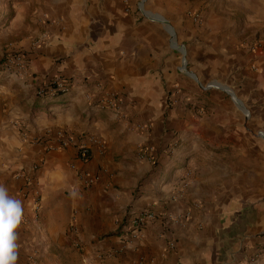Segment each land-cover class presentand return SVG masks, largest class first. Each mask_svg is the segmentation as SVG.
<instances>
[{
    "label": "crops",
    "instance_id": "obj_1",
    "mask_svg": "<svg viewBox=\"0 0 264 264\" xmlns=\"http://www.w3.org/2000/svg\"><path fill=\"white\" fill-rule=\"evenodd\" d=\"M263 31L264 0H0L17 264H264Z\"/></svg>",
    "mask_w": 264,
    "mask_h": 264
},
{
    "label": "clouds",
    "instance_id": "obj_2",
    "mask_svg": "<svg viewBox=\"0 0 264 264\" xmlns=\"http://www.w3.org/2000/svg\"><path fill=\"white\" fill-rule=\"evenodd\" d=\"M23 215L22 202L11 197L7 188L0 185V264H17V229Z\"/></svg>",
    "mask_w": 264,
    "mask_h": 264
},
{
    "label": "built area",
    "instance_id": "obj_3",
    "mask_svg": "<svg viewBox=\"0 0 264 264\" xmlns=\"http://www.w3.org/2000/svg\"><path fill=\"white\" fill-rule=\"evenodd\" d=\"M14 63H16L18 65V67H21V68H24L25 67V58L24 56L21 54L17 55L14 59ZM53 84H57V88L54 90L52 89V96L56 95L57 91H65L67 92L68 91V87L59 82L58 80L54 81L52 83ZM44 91L42 90L41 94H44L43 93ZM80 158L83 159V160H87L89 158V150L85 147H83L81 149V152H80ZM145 223V217L143 216H137L135 217V219L133 220V226L135 227V230L134 232L135 233H138L137 229H140V227Z\"/></svg>",
    "mask_w": 264,
    "mask_h": 264
},
{
    "label": "trees",
    "instance_id": "obj_4",
    "mask_svg": "<svg viewBox=\"0 0 264 264\" xmlns=\"http://www.w3.org/2000/svg\"><path fill=\"white\" fill-rule=\"evenodd\" d=\"M57 88V84H53L52 85V89H56ZM64 93H66L65 91H57V93H56V95H61V94H64Z\"/></svg>",
    "mask_w": 264,
    "mask_h": 264
},
{
    "label": "rangeland",
    "instance_id": "obj_5",
    "mask_svg": "<svg viewBox=\"0 0 264 264\" xmlns=\"http://www.w3.org/2000/svg\"><path fill=\"white\" fill-rule=\"evenodd\" d=\"M189 15H190V13H189ZM261 34H263V36H264V31L259 33V35H261Z\"/></svg>",
    "mask_w": 264,
    "mask_h": 264
}]
</instances>
